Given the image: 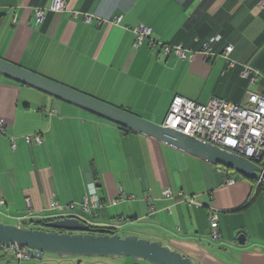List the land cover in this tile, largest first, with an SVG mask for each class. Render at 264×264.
Wrapping results in <instances>:
<instances>
[{"label": "crops", "instance_id": "1", "mask_svg": "<svg viewBox=\"0 0 264 264\" xmlns=\"http://www.w3.org/2000/svg\"><path fill=\"white\" fill-rule=\"evenodd\" d=\"M52 1L0 0V58L154 124L163 125L176 96L244 104L242 66L264 75L260 0H67L61 12L49 10ZM36 9L46 10L38 24ZM138 26L151 35L135 46ZM214 38L215 56L205 59L201 45ZM164 44L195 54L164 56ZM227 46L233 68L222 56ZM254 85L264 92V78ZM0 122V222L28 228L69 216L93 228L112 227L117 235L160 241L195 264H264V194L238 174L3 76ZM33 135L40 145L25 142ZM92 196L98 203L89 202L85 211ZM51 203L70 210L59 213ZM4 255L0 263L147 264Z\"/></svg>", "mask_w": 264, "mask_h": 264}, {"label": "water", "instance_id": "2", "mask_svg": "<svg viewBox=\"0 0 264 264\" xmlns=\"http://www.w3.org/2000/svg\"><path fill=\"white\" fill-rule=\"evenodd\" d=\"M0 76L31 87L55 99L66 102L103 118L115 125L165 144L211 165L257 180L261 170L252 162L172 128L154 124L127 110L96 99L38 73L0 58ZM39 222V223H38ZM35 224L44 229L21 228L0 222V246L25 247L33 258L44 254L65 257L129 258L147 264H195V262L160 241H150L135 235L120 237L96 229L78 218L56 216ZM243 239L244 236L239 237ZM243 244V240L241 241ZM0 255V262L4 258ZM11 264V263H0Z\"/></svg>", "mask_w": 264, "mask_h": 264}, {"label": "built area", "instance_id": "3", "mask_svg": "<svg viewBox=\"0 0 264 264\" xmlns=\"http://www.w3.org/2000/svg\"><path fill=\"white\" fill-rule=\"evenodd\" d=\"M67 0H53L49 8L52 12H61L66 9ZM259 8H264V0L258 3ZM46 10L36 9V23H41L45 19ZM89 19L86 20V22ZM135 46L140 45L144 39H149L151 30L145 26L134 28ZM217 39H210L201 45L199 53L205 59L215 56L212 51V43ZM153 43H151L152 45ZM161 51L164 56H174L179 59L193 58L195 52L193 49L183 47L182 45H161ZM232 46H227L222 56L226 61L227 68H233L236 63L231 60L230 54ZM239 77L248 81V85H254L259 78H264L259 71L247 66H242L239 71ZM245 103L234 104L222 99L213 97L207 103L200 104L180 96L173 98L163 126L172 128L189 137L197 138L220 149L238 155L258 167L261 172L255 183V193L258 187L262 186L261 193L264 194V94L246 90L244 93ZM0 131H2V122H0ZM25 142L30 144L34 142L41 144L39 135L26 136ZM232 180H227L231 183ZM164 196H170V191L165 190ZM89 202L97 205V199L92 196L91 199H85L84 209L89 211ZM51 209L57 212H64L67 207H60L56 203L50 204ZM217 214L209 212L208 221L213 230V236L218 238ZM1 254H12L18 261H26L33 258V252L25 247L19 246H0Z\"/></svg>", "mask_w": 264, "mask_h": 264}, {"label": "trees", "instance_id": "4", "mask_svg": "<svg viewBox=\"0 0 264 264\" xmlns=\"http://www.w3.org/2000/svg\"><path fill=\"white\" fill-rule=\"evenodd\" d=\"M258 71V70H257ZM259 73L260 74H262L260 71H259ZM263 75V74H262ZM264 76V75H263ZM246 84L248 85V81H246ZM119 128H121V127H119ZM122 129V128H121ZM123 130V129H122ZM127 131V130H126ZM127 132H131V131H127ZM132 133V132H131ZM227 171H229V170H227ZM231 172V171H230ZM240 176V175H239ZM241 177H243V176H241ZM243 178H245V177H243ZM245 179H247L250 183H251V187H252V190L253 189H255V183H256V181L255 180H253V179H248V178H245ZM263 186V185H262ZM262 186H260V187H258V189H257V192H256V194H258L259 193V191L261 190V188H262ZM39 223V222H38ZM96 229H100V230H104V231H106L107 233H109V234H116V232H115V229L114 228H97L96 227Z\"/></svg>", "mask_w": 264, "mask_h": 264}, {"label": "rangeland", "instance_id": "5", "mask_svg": "<svg viewBox=\"0 0 264 264\" xmlns=\"http://www.w3.org/2000/svg\"><path fill=\"white\" fill-rule=\"evenodd\" d=\"M247 90H251V91H253V92H255L256 90H257V87L255 86V85H248L247 86ZM259 93H264V92H259ZM215 167V166H214ZM218 167V166H217ZM217 167H215V168H217ZM66 210H70V207H67L65 210H63V211H66ZM62 213H64V212H62ZM0 220H3V218H0ZM121 237L123 236V237H125L124 236V234L122 233V232H119L118 233ZM128 236V235H127ZM47 255H49V254H44L43 256L46 258L47 257ZM51 256H53V255H51ZM5 257V256H4ZM31 259H35V258H31ZM31 259H29V260H31ZM79 259L80 258H77L76 259V262H78L79 261ZM120 259H129V258H120ZM25 261V260H24ZM26 261H28V260H26Z\"/></svg>", "mask_w": 264, "mask_h": 264}, {"label": "flooded vegetation", "instance_id": "6", "mask_svg": "<svg viewBox=\"0 0 264 264\" xmlns=\"http://www.w3.org/2000/svg\"><path fill=\"white\" fill-rule=\"evenodd\" d=\"M32 228H34V229H44L41 224H34V226H32Z\"/></svg>", "mask_w": 264, "mask_h": 264}]
</instances>
